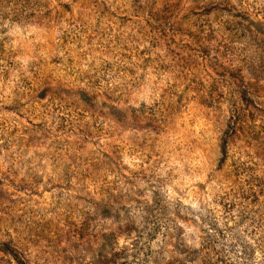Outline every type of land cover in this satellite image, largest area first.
Wrapping results in <instances>:
<instances>
[{
	"label": "rangeland",
	"instance_id": "1",
	"mask_svg": "<svg viewBox=\"0 0 264 264\" xmlns=\"http://www.w3.org/2000/svg\"><path fill=\"white\" fill-rule=\"evenodd\" d=\"M0 264H264V0H0Z\"/></svg>",
	"mask_w": 264,
	"mask_h": 264
}]
</instances>
